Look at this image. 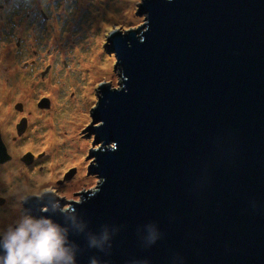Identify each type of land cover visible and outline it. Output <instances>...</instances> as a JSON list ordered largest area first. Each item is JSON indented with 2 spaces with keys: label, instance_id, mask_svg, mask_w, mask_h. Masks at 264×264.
<instances>
[{
  "label": "water",
  "instance_id": "water-1",
  "mask_svg": "<svg viewBox=\"0 0 264 264\" xmlns=\"http://www.w3.org/2000/svg\"><path fill=\"white\" fill-rule=\"evenodd\" d=\"M141 4L146 23L106 35L121 82L90 108L99 188L23 208L73 264H264V0Z\"/></svg>",
  "mask_w": 264,
  "mask_h": 264
},
{
  "label": "rangeland",
  "instance_id": "rangeland-1",
  "mask_svg": "<svg viewBox=\"0 0 264 264\" xmlns=\"http://www.w3.org/2000/svg\"><path fill=\"white\" fill-rule=\"evenodd\" d=\"M147 19L141 0H0V153L7 146L13 157L0 164V230L26 215V194L78 201L79 190L99 188L98 171L88 170L99 145L87 125L101 119L90 108L100 84L121 82L106 35ZM22 184L29 187L20 192Z\"/></svg>",
  "mask_w": 264,
  "mask_h": 264
},
{
  "label": "clouds",
  "instance_id": "clouds-1",
  "mask_svg": "<svg viewBox=\"0 0 264 264\" xmlns=\"http://www.w3.org/2000/svg\"><path fill=\"white\" fill-rule=\"evenodd\" d=\"M20 199L26 200L27 197ZM41 211L46 212L47 208H42ZM0 237V248L3 250L0 264H57L62 260L73 264V257L64 246L65 238L61 235L58 224L51 219L21 215L6 229L0 230Z\"/></svg>",
  "mask_w": 264,
  "mask_h": 264
},
{
  "label": "flooded vegetation",
  "instance_id": "flooded-vegetation-1",
  "mask_svg": "<svg viewBox=\"0 0 264 264\" xmlns=\"http://www.w3.org/2000/svg\"><path fill=\"white\" fill-rule=\"evenodd\" d=\"M20 107H21V105H20ZM19 107V108H20ZM24 120L26 119L25 117L23 118ZM19 125H21V124H17V126H16V129H17V131H18V129H19ZM78 127H79V125H78ZM16 135V134H15ZM17 136V135H16ZM4 143H5V146H6V142L5 141H3ZM6 153H7V156L6 157H0V164H3V163H6V162H9V161H12V155L10 154V151H9V149L7 148V146H6ZM9 154V155H8ZM31 155V157L29 158V156H28V158L29 159H25V163H29V165L30 166H33V164H34V161H35V157H34V155L33 154H30ZM41 166V164L38 166V168L34 171V172H37L35 175H38L39 174V171H42V167H40ZM88 170H91V168H90V166H89V169ZM31 179H32V181H30V182H28L27 184L30 186V185H33L34 184V182L37 180V179H33V177H30ZM27 184L26 185H24V184H22V185H20V192H22V191H24L25 189H27L29 186H27ZM25 186V187H24ZM22 187H24V189L23 190H21L22 189ZM31 189V188H30ZM54 195H56L57 197H60L58 194H54ZM80 195V194H79ZM26 197H28L29 195H25ZM24 196V197H25ZM73 199V198H72ZM75 199V198H74ZM23 201L24 200H22V204H21V206H22V210H23V213L24 214H26V215H31L30 213V211H25V209L23 208ZM3 203V204H5V202H6V198L4 197V196H1L0 195V203ZM35 218H38V217H35ZM39 219V218H38Z\"/></svg>",
  "mask_w": 264,
  "mask_h": 264
},
{
  "label": "bare ground",
  "instance_id": "bare-ground-1",
  "mask_svg": "<svg viewBox=\"0 0 264 264\" xmlns=\"http://www.w3.org/2000/svg\"><path fill=\"white\" fill-rule=\"evenodd\" d=\"M126 3H127V2H126ZM127 7H130V5H129V6L127 5ZM144 9H147V8H144ZM99 42H100V40H99ZM107 61H108V60L106 59L105 62H107ZM99 65H101V63H99ZM81 119H82V117L80 118V120H81ZM83 120H84V115H83ZM77 126H78V125H77Z\"/></svg>",
  "mask_w": 264,
  "mask_h": 264
}]
</instances>
